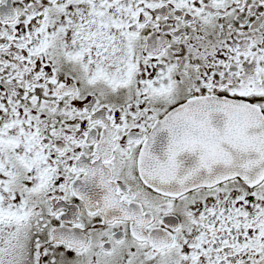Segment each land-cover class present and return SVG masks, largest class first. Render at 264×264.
<instances>
[{"label":"snow or ice","instance_id":"6c2138e0","mask_svg":"<svg viewBox=\"0 0 264 264\" xmlns=\"http://www.w3.org/2000/svg\"><path fill=\"white\" fill-rule=\"evenodd\" d=\"M0 264H264V0H0Z\"/></svg>","mask_w":264,"mask_h":264}]
</instances>
